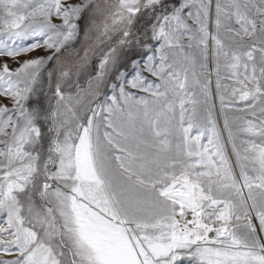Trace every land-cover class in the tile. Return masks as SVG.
I'll use <instances>...</instances> for the list:
<instances>
[{
	"label": "snow or ice",
	"instance_id": "snow-or-ice-1",
	"mask_svg": "<svg viewBox=\"0 0 264 264\" xmlns=\"http://www.w3.org/2000/svg\"><path fill=\"white\" fill-rule=\"evenodd\" d=\"M0 264H264V0H0Z\"/></svg>",
	"mask_w": 264,
	"mask_h": 264
},
{
	"label": "rangeland",
	"instance_id": "rangeland-1",
	"mask_svg": "<svg viewBox=\"0 0 264 264\" xmlns=\"http://www.w3.org/2000/svg\"><path fill=\"white\" fill-rule=\"evenodd\" d=\"M42 54H44L42 51H36V52L30 53V54H27L26 56L21 57V59H26L32 56H39Z\"/></svg>",
	"mask_w": 264,
	"mask_h": 264
}]
</instances>
